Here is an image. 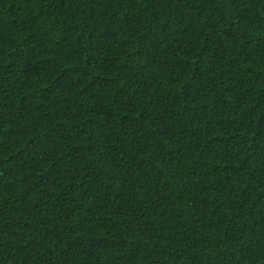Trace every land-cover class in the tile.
Here are the masks:
<instances>
[{"label": "trees", "instance_id": "1", "mask_svg": "<svg viewBox=\"0 0 264 264\" xmlns=\"http://www.w3.org/2000/svg\"><path fill=\"white\" fill-rule=\"evenodd\" d=\"M0 264H264V0H0Z\"/></svg>", "mask_w": 264, "mask_h": 264}]
</instances>
